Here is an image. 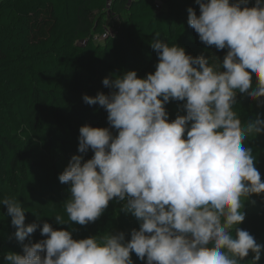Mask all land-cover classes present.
I'll list each match as a JSON object with an SVG mask.
<instances>
[{
    "label": "clouds",
    "instance_id": "clouds-1",
    "mask_svg": "<svg viewBox=\"0 0 264 264\" xmlns=\"http://www.w3.org/2000/svg\"><path fill=\"white\" fill-rule=\"evenodd\" d=\"M195 0L188 25L206 46L227 49L220 61L193 57L155 33L151 47L158 63L138 78L127 71L102 84L111 91L83 95L88 105L107 113L109 128H79L78 152L58 179L68 184L61 225L95 222L114 198L121 211L139 223L130 239L123 232L80 240L45 222V239L23 245V254L6 253L5 264H258L264 245L238 227L245 220L244 202L264 193L256 157L246 146L264 132V119L242 123L234 106L237 94L264 102V0ZM223 69V70H221ZM255 81L253 85L252 81ZM182 101L185 115L169 121L165 105ZM83 160V162H82ZM23 242L38 224L25 225V210L4 196ZM37 220L40 215L34 213ZM66 216V218H65Z\"/></svg>",
    "mask_w": 264,
    "mask_h": 264
},
{
    "label": "trees",
    "instance_id": "trees-1",
    "mask_svg": "<svg viewBox=\"0 0 264 264\" xmlns=\"http://www.w3.org/2000/svg\"><path fill=\"white\" fill-rule=\"evenodd\" d=\"M113 4L125 10L126 24L99 43L92 32H104L100 18L106 0H0V198H15L25 210V225L38 224L30 237L17 241L7 208L0 204V264H5L6 253L22 255L24 244L45 239L40 232L45 222L54 230L70 231L75 240L106 232H123L127 240L132 229H139L136 218L121 211L123 202L115 198L95 222L84 226L75 222L61 225L50 216L64 214L63 202L69 198L51 206L63 185L59 174L73 155L83 160L93 155L91 149L78 152L79 128L107 127L116 134L106 111L101 106L102 111H82L75 102L76 94L108 95L111 90L102 84L105 77L135 71L138 78H145L153 73L158 63L151 47L155 33L193 57L215 56L222 61L226 55L227 49L206 46L188 25L189 7L199 15L195 0H166L160 10L152 0H114ZM253 4L249 0L247 6ZM123 46L130 55L123 54ZM236 100L234 111L242 123L257 116L264 119V102L239 93ZM182 104L170 100L165 105L168 117L185 115ZM245 143L252 149L264 181V132L250 136ZM25 198L47 207L37 209ZM243 211L245 220L238 227L264 245V193L246 200ZM34 213L40 215L39 220ZM131 258L133 264H145L134 253ZM251 258L249 253L242 264ZM258 264H264V252Z\"/></svg>",
    "mask_w": 264,
    "mask_h": 264
},
{
    "label": "rangeland",
    "instance_id": "rangeland-1",
    "mask_svg": "<svg viewBox=\"0 0 264 264\" xmlns=\"http://www.w3.org/2000/svg\"><path fill=\"white\" fill-rule=\"evenodd\" d=\"M95 18H97V16L93 17L92 19L94 20ZM100 22L101 25L104 29L103 34H97L96 32H92L93 33V37H94V41L99 42V43H103V39L111 36L113 34H117L114 31L117 30L119 27L121 28L122 25L126 24V14H125V10L116 5H112L110 9L106 10L105 13L101 14V18H100ZM123 54L126 55H130L129 51L123 46L122 49ZM82 95H77L74 96L75 102L77 104V106L79 108L82 109V111H85L87 109H90L91 111H102L103 109L99 107L98 104H94V105H88L86 104L83 99H82ZM175 118H169V121L174 120ZM68 188L69 185L68 184H63L60 188H59V192H58V199L51 205L54 206L55 204H57L58 202L65 200L69 197V192H68ZM28 205H31L37 209H43L45 207H47V205H41V204H36L33 201L29 200L28 198L23 199Z\"/></svg>",
    "mask_w": 264,
    "mask_h": 264
},
{
    "label": "built area",
    "instance_id": "built-area-1",
    "mask_svg": "<svg viewBox=\"0 0 264 264\" xmlns=\"http://www.w3.org/2000/svg\"><path fill=\"white\" fill-rule=\"evenodd\" d=\"M113 1L114 0H106V10L111 8ZM152 2L154 5V8L156 10H160V9L164 8L166 0H152ZM114 32L117 33L116 30Z\"/></svg>",
    "mask_w": 264,
    "mask_h": 264
}]
</instances>
